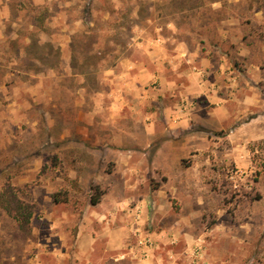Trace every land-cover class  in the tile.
<instances>
[{
  "label": "rangeland",
  "instance_id": "obj_1",
  "mask_svg": "<svg viewBox=\"0 0 264 264\" xmlns=\"http://www.w3.org/2000/svg\"><path fill=\"white\" fill-rule=\"evenodd\" d=\"M7 185L0 264H264V0H0Z\"/></svg>",
  "mask_w": 264,
  "mask_h": 264
},
{
  "label": "trees",
  "instance_id": "obj_2",
  "mask_svg": "<svg viewBox=\"0 0 264 264\" xmlns=\"http://www.w3.org/2000/svg\"><path fill=\"white\" fill-rule=\"evenodd\" d=\"M55 201L58 202L56 198ZM98 202V197L91 201L93 205ZM0 209L14 221L19 230L29 232L28 226L32 216L31 207L20 200L9 185L0 191Z\"/></svg>",
  "mask_w": 264,
  "mask_h": 264
},
{
  "label": "crops",
  "instance_id": "obj_3",
  "mask_svg": "<svg viewBox=\"0 0 264 264\" xmlns=\"http://www.w3.org/2000/svg\"><path fill=\"white\" fill-rule=\"evenodd\" d=\"M133 66H135L133 63H132V65H131V67H133ZM149 75V74H148ZM155 74H152L151 76L152 77H159V79H160V83H163L164 82V80H163V78H162V75H160L159 73L158 74H156L155 76H154ZM126 78H124V79H129V80H127V81H130L131 80V77L129 76V74H128V76H125ZM132 85H133V83H132Z\"/></svg>",
  "mask_w": 264,
  "mask_h": 264
}]
</instances>
